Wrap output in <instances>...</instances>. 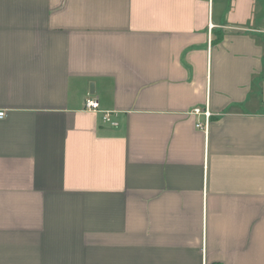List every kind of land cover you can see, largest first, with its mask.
Returning a JSON list of instances; mask_svg holds the SVG:
<instances>
[{"label":"crops","instance_id":"obj_1","mask_svg":"<svg viewBox=\"0 0 264 264\" xmlns=\"http://www.w3.org/2000/svg\"><path fill=\"white\" fill-rule=\"evenodd\" d=\"M0 111V264H264V0H0Z\"/></svg>","mask_w":264,"mask_h":264},{"label":"built area","instance_id":"obj_2","mask_svg":"<svg viewBox=\"0 0 264 264\" xmlns=\"http://www.w3.org/2000/svg\"><path fill=\"white\" fill-rule=\"evenodd\" d=\"M84 109L86 111H93V112H98L99 109V105L96 101H94L93 99H86L85 103H84ZM189 116H199L202 117L203 122L202 121H197L196 122V128L201 129L205 132H207L208 130V125H209V118L211 116V113L208 109V107H205L204 109L202 108H194L193 110H191L189 113H187ZM6 117V113L4 111H0V120L4 119ZM102 120L105 123H109L113 126H116V123L111 119V116L109 115V113H104Z\"/></svg>","mask_w":264,"mask_h":264}]
</instances>
